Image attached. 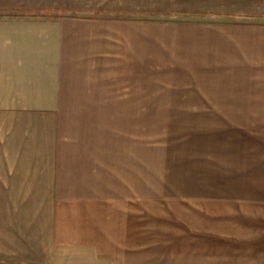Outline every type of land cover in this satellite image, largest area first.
<instances>
[{
    "label": "rangeland",
    "instance_id": "374dc122",
    "mask_svg": "<svg viewBox=\"0 0 264 264\" xmlns=\"http://www.w3.org/2000/svg\"><path fill=\"white\" fill-rule=\"evenodd\" d=\"M0 9L72 22L63 60L77 75L57 105L73 109L51 112L55 175L0 190V263L47 262L58 228L77 246L94 226L103 245L159 249L164 264H264V0ZM88 199L104 200L102 222H86Z\"/></svg>",
    "mask_w": 264,
    "mask_h": 264
},
{
    "label": "crops",
    "instance_id": "0c3cea01",
    "mask_svg": "<svg viewBox=\"0 0 264 264\" xmlns=\"http://www.w3.org/2000/svg\"><path fill=\"white\" fill-rule=\"evenodd\" d=\"M17 13L0 9V190L9 184L12 185L6 189H38L40 176L55 175V165L44 162L56 157V143L61 142L54 123H50L55 120L51 112L73 109L57 106L59 89L65 84L73 85L72 82L77 84L73 81L77 76L75 72L65 73L67 64L63 60L65 52L72 51L68 42L73 23L37 20ZM84 108L93 109L78 107ZM60 138L71 144L70 128ZM103 202V199L81 202L83 207H88L86 222L96 223L91 218L102 222V216L94 213H102L97 206H103ZM101 229L86 227L77 237L82 240L80 245L71 246L65 241L66 230L61 232L58 228L57 236L48 246L47 262H40V250H32L35 255L31 256V262L0 264H164L160 257L164 254L157 252L159 249L136 250L116 243L103 245ZM70 236L75 238L74 234ZM54 255L58 256L53 260Z\"/></svg>",
    "mask_w": 264,
    "mask_h": 264
}]
</instances>
